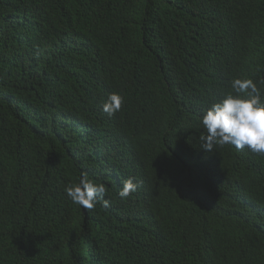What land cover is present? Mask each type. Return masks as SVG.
Wrapping results in <instances>:
<instances>
[{"label": "trees", "instance_id": "obj_1", "mask_svg": "<svg viewBox=\"0 0 264 264\" xmlns=\"http://www.w3.org/2000/svg\"><path fill=\"white\" fill-rule=\"evenodd\" d=\"M234 78L264 99V0H0V264H264V154L201 149Z\"/></svg>", "mask_w": 264, "mask_h": 264}, {"label": "clouds", "instance_id": "obj_2", "mask_svg": "<svg viewBox=\"0 0 264 264\" xmlns=\"http://www.w3.org/2000/svg\"><path fill=\"white\" fill-rule=\"evenodd\" d=\"M122 103L120 94L110 93L102 104V111L112 116L120 111ZM200 123L205 130L200 137L201 149L205 152L212 153L216 147L231 145L238 151L247 147L253 153L264 154V99L251 78L232 79L231 91L204 110ZM136 189L137 183L129 178L122 182L118 195L126 199ZM65 192L74 204L86 210L94 209L101 200L104 207L109 206L104 198L105 185L87 175L68 185Z\"/></svg>", "mask_w": 264, "mask_h": 264}]
</instances>
